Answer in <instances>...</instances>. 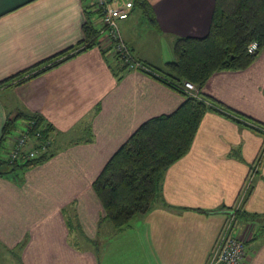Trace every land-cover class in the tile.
<instances>
[{
    "label": "crops",
    "instance_id": "1",
    "mask_svg": "<svg viewBox=\"0 0 264 264\" xmlns=\"http://www.w3.org/2000/svg\"><path fill=\"white\" fill-rule=\"evenodd\" d=\"M146 3L133 6L121 30L133 54L155 68L174 59L178 37L209 32L215 0ZM86 23L103 29L95 0H0V82L29 70L0 86V151L12 150L21 130L5 139L3 129L19 113L42 115L58 148L23 182L0 176V246L10 252L25 241L21 264H206L224 230L217 219L229 223L235 214L232 233L246 241L242 264H264V137L215 112L166 172L148 213L122 230L105 218L94 180L142 123L174 112L185 97L125 69L107 42L81 50ZM66 51L76 54L28 78ZM201 91L264 123V49L245 70L214 73Z\"/></svg>",
    "mask_w": 264,
    "mask_h": 264
},
{
    "label": "trees",
    "instance_id": "2",
    "mask_svg": "<svg viewBox=\"0 0 264 264\" xmlns=\"http://www.w3.org/2000/svg\"><path fill=\"white\" fill-rule=\"evenodd\" d=\"M133 2L134 5L148 6L146 0ZM84 31L87 40L81 50L100 44V30L86 23ZM254 41L258 42L259 47L256 52L251 53L248 48ZM263 49L264 0H215L208 34L204 37H178L174 44L175 58L168 61L165 68H159L157 71L151 64L142 62L134 55L148 68H138L139 70L176 90L185 99L174 112L152 117L142 123L111 156L94 180L92 186L102 204L105 218L116 230L124 229L136 216L150 211L160 194L166 172L190 152L202 120L208 112H215L264 137V123L232 109L201 91L214 73L224 70H245L256 61ZM67 52L54 56V59L46 62L49 64L28 78L31 79L76 54ZM63 54L64 57L60 59ZM119 60L125 69H131L120 57ZM28 71L1 81L0 86ZM186 81L198 87V97L193 96L185 87ZM21 118L33 125L32 136L40 132L38 140L41 143L47 141L50 143L44 152L29 159L22 156L11 161L10 156L4 158L0 155V176L13 174L18 177L19 182L24 181L26 170L40 166L58 154L56 139L53 136L54 126L37 113L30 115L19 113L15 118L9 119L3 129V138L10 136L15 129L16 121ZM237 150L235 148L231 155L236 154ZM263 157L264 143L258 164H261ZM19 167L23 169L19 170ZM14 171L18 172L13 173ZM250 187L251 182L246 188L245 198L252 192ZM238 213L239 210L236 214ZM25 244L23 241L17 249H10V253L20 259L18 251Z\"/></svg>",
    "mask_w": 264,
    "mask_h": 264
},
{
    "label": "built area",
    "instance_id": "3",
    "mask_svg": "<svg viewBox=\"0 0 264 264\" xmlns=\"http://www.w3.org/2000/svg\"><path fill=\"white\" fill-rule=\"evenodd\" d=\"M117 0H95V6L101 14L103 29L101 30L102 37L100 42L109 43L113 46L115 54H117L123 63L130 68L138 69L145 68L141 61L137 60L126 43L122 30L121 21L127 19L130 15V10L134 6L133 0L125 2H116ZM258 42L254 41L249 45V52L254 53L258 50ZM185 87L192 93L193 96L198 97V87L190 82L184 83ZM33 125L28 123L25 130L21 131L14 141V146L9 154L11 161L19 159L20 157L32 158L47 149L46 143H41L38 138L41 136L37 132L32 136L31 130ZM233 214L231 220L221 232L220 239L216 248L213 250L206 264H242L246 257V241L244 238L236 236L232 233V224L234 221Z\"/></svg>",
    "mask_w": 264,
    "mask_h": 264
},
{
    "label": "rangeland",
    "instance_id": "4",
    "mask_svg": "<svg viewBox=\"0 0 264 264\" xmlns=\"http://www.w3.org/2000/svg\"><path fill=\"white\" fill-rule=\"evenodd\" d=\"M95 19H97V16H95ZM175 58V56H174ZM161 67H156L155 70L159 69ZM165 68V67H162V69ZM158 71V70H157ZM23 119H19L18 122H17V126H16V129H14L11 133L10 136H14L15 134H18V130H25V127H23ZM54 139H55V136H54ZM0 155H2V157L4 158H7L9 156V153H8V150H2L0 151ZM19 170L20 169H23V167H19L18 168ZM17 170V169H16ZM18 170V171H19ZM18 171H14L13 173H17ZM28 170H26L27 172ZM218 221V225L219 226V232H221V229H224L226 227V225L228 224V219L225 220L224 222V219H217ZM220 235L221 233L219 234L218 236V240L216 241V237L213 241V244H215V242H218L219 239H220ZM0 264H21L20 260L18 259L17 256H15L14 254H10V252L6 249H3L1 246H0Z\"/></svg>",
    "mask_w": 264,
    "mask_h": 264
}]
</instances>
